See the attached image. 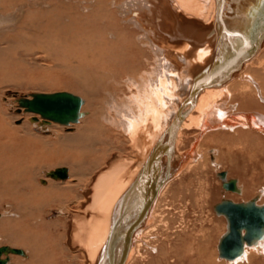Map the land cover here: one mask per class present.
<instances>
[{
	"label": "bare ground",
	"instance_id": "bare-ground-1",
	"mask_svg": "<svg viewBox=\"0 0 264 264\" xmlns=\"http://www.w3.org/2000/svg\"><path fill=\"white\" fill-rule=\"evenodd\" d=\"M87 13L98 17V26L86 28L87 33L63 36L64 41L50 38L45 43L33 42L42 51L65 53L57 63L67 69L74 90L85 98L70 92L66 97H56L61 110L71 111L72 115L61 121L18 102L21 109L40 116L32 117L40 134L51 136V131L55 132L48 140L40 138L39 143L52 142L60 150L50 163H20L15 174L5 164L7 173L0 177V189L8 192V205L14 215L7 214L5 225L1 224L2 239L23 246L25 253L4 245L0 258H6L2 264L7 260L8 264L14 263L11 253L24 254L14 264H51L52 250L57 259V225L47 222L49 219L44 221L37 212L55 201L58 209H67L72 191L78 187L82 191L79 198L72 196L74 209H69L62 251L67 250L71 260L78 259L82 264H137L139 258L148 256L143 242L160 228V222L166 221V211L160 209L163 198L188 175L208 166H213L222 179L223 195L212 206L217 219L211 221L212 230L225 227L218 236V256L236 260V264H244L239 262L243 258L250 264L253 257L264 256V218L258 219L262 231L249 242L243 239L237 255L228 258L219 248L220 239L232 229L231 219H239L228 201L252 200L258 206L264 205L260 199L264 194V108L256 101L264 102V88L256 85L260 96L252 95V84L258 80L264 83V0H94ZM245 32L251 35L244 38ZM26 44L16 42L10 46L33 49L28 45L31 43ZM243 46V57L235 67L222 79L202 84L207 77L232 66L233 58L229 57ZM118 79L124 83H114ZM9 124L6 120L5 125V114L0 109L2 148L5 131H21ZM22 128L24 134L29 133L24 125ZM67 128L71 130L64 132ZM186 129L193 130L188 145L183 144ZM98 131L103 133L99 141L94 137ZM106 138L109 147L95 148V143L106 142ZM169 139L170 149L162 150L154 165L153 151ZM125 143L132 155L108 161L110 151H121ZM94 149L101 150L100 155L89 156V151L96 152ZM241 155L245 161L239 169L237 158ZM54 164L60 166L45 172L47 178L40 182L43 186L30 185L36 179L37 168ZM93 165L96 167L91 169ZM55 169H60L59 174H51ZM253 191L254 196L247 199L231 196L238 192L245 198ZM15 215L23 225L14 228ZM201 229V236L185 235L189 242L186 248L184 242L182 252L180 243L171 242L162 264H224L215 258L214 248L210 253L211 233ZM43 231H53L47 242L40 237ZM244 231L242 225L239 232Z\"/></svg>",
	"mask_w": 264,
	"mask_h": 264
},
{
	"label": "rangeland",
	"instance_id": "rangeland-1",
	"mask_svg": "<svg viewBox=\"0 0 264 264\" xmlns=\"http://www.w3.org/2000/svg\"><path fill=\"white\" fill-rule=\"evenodd\" d=\"M85 1L86 0H0V48H1L0 49V109L4 111L5 114V125H6V120L7 121L9 120L10 121L9 126H12V128L13 127L19 128L21 130L19 133H14V134L13 131H7L8 134L5 131V138L1 140L3 143H5L4 148L0 147V173L2 172L0 174V177L1 175L5 177V174L7 173L5 171V164H8V166L11 167L8 170L12 174H15L17 172L16 170H19L20 168L19 165L20 163L22 164V162H25L27 164L30 161L28 165H32V161L34 164H38V163L40 164L41 162L40 160L47 161L48 163H50L54 160L55 156L59 154L58 151L60 149L57 147L56 144L45 141H43L44 143H39L38 141L40 138L43 139L52 138V136H55L53 135L55 134V132L51 131L53 133L51 136H46L48 135V133H43V132L40 134L39 126H37L38 124H36L37 121L32 118L35 116L36 117L38 116L40 118V116L36 113L27 112L25 109H21L23 107L19 105L18 100L20 98L31 97L32 96L31 94L33 92L50 93V92H59V91L70 92L80 96L82 99L85 98V96L80 94L79 91L74 90L75 86L71 76L67 72V69L64 66L62 67V65H59L57 63V61L60 58H62V56L65 53L61 51H57V53L53 54L54 50L44 49V51H42L41 49H37V47H34V44L36 45V42H40L42 40L44 43L47 42L48 39L50 38L63 40L64 38L63 36L66 37L69 36L70 34H74L75 32L82 35L84 34V32L87 33L88 28L92 29L94 26L95 27L98 26L97 14L95 13L94 16L92 14L88 15L87 13L89 12L90 6L92 5V2L94 0L89 3ZM91 18H93V20ZM83 20L86 21L87 24ZM80 30L82 31V33ZM54 31L55 34H53ZM32 33H34L35 35L32 36L31 35ZM60 34L62 35V37ZM30 38L33 40L30 41ZM16 42L23 43L24 45H27L26 43H31L28 45L32 46L33 49L28 46L27 47L21 46L20 47L21 49L19 47L16 49L15 47L13 49V47L10 46V44L13 45ZM4 46L5 47L10 46L11 48L8 47L4 49ZM27 48L30 50H28ZM53 62L57 63L58 65L57 64L52 65ZM258 81L259 83L252 84L255 89L252 95L253 97L256 98L260 96L256 88V85H258L260 88H264V83H261V80ZM114 83H124V82L118 79L117 81H114ZM117 88H119L118 85ZM128 92L129 90L128 91L126 90L125 94H128ZM256 101L258 105L260 104L262 105L261 107L264 108V102H262L260 99H257ZM23 125L25 126L26 130L29 133L24 134L22 128ZM6 129L7 127H5V130ZM70 130H71L70 128H67L64 130V132H69ZM30 131L31 132L33 131V133H31ZM192 132L193 130H187V129L185 130L184 132L185 140L183 144L188 145L190 143L192 138L191 136ZM102 134H100V132L99 133L96 132L94 137L97 138V141L101 139ZM107 142H108L107 138H106V142L105 141L97 142L94 144L95 148L98 147L101 148L102 146L109 147L108 146L109 142L108 143ZM93 151L96 150L94 149ZM100 152L101 150H98L96 152L89 151V156H92L93 153H95L98 156L100 155ZM110 154L111 156L108 158V161H111V158L112 161H114L124 155L130 157V155H132V151L130 150V146L128 145V143L127 144L125 143L121 151L112 149L110 151ZM224 157L226 158V152ZM243 161H245V159L242 155L237 158V163H238L237 165L239 169H241V163H243ZM59 166H60L59 164H54L53 166L51 165L49 167L44 166L37 168L35 175L36 179L35 181L32 180L30 182V185L35 186V188H37L36 186L39 187L43 186L42 183L40 184V182L42 178L46 180L47 177L45 175V172ZM94 167H96V165H93L90 168L93 169ZM207 168L208 169L200 168L197 171H194V173L192 174L189 173L190 175H188L187 178L184 179L179 184L177 183L176 187L173 184V187L175 188H172L170 193L167 194L166 197H164L160 203L161 205L160 209L162 211H166L164 216V219L166 221L163 224L162 222H160L159 224L160 228H158V230H156V232L153 233L154 236L153 235L149 236V239H147L148 242L147 241L143 242L145 245L143 244L142 248L143 250H145V254L148 256L145 259L139 258L138 260L139 262H137V264H152V259L154 258H156V260L154 259L155 262L156 261L159 262V260L161 259L160 260L161 263L159 264H162L163 262L162 257L164 256V252L165 253L167 252L165 250L168 249V245L170 246L171 242L180 243L181 245L179 246L180 247L179 250H181L182 252L183 251L182 249L186 248L189 242V238L187 239L185 235L187 234L191 236H197L200 234L203 235V231H201L202 230L201 228H204L203 230L211 233L210 235H212V239L210 242V253H212V248H214L213 249L214 254H216L215 258H217L218 260H222L223 262H225L224 264L227 263L234 264L236 262V260L229 261L226 260L224 257L220 258L218 256L217 243L219 237L224 232L225 227L223 226V229H220L218 231L212 230L211 221H215V219H217L213 214L214 211L212 210V206L220 198L218 196H220V194L223 195V191L221 187L222 179L217 177V175L214 172L213 166L212 167L208 166ZM231 178L232 180H236V177H231ZM38 179L40 181H38ZM1 180L2 179H0V184H2ZM206 185L207 187H205ZM1 187L2 185H0V188ZM212 188L213 190L214 189L217 190L218 193L217 195H215L214 193L215 190L213 191ZM80 191H82V188L79 187L74 191H72L71 198L69 199L67 204L68 206L67 209H62V208L58 209L57 208L59 207L57 206L59 205L57 203L58 201H55L51 205L50 204L48 205L49 208L46 205L43 210L37 212V214L44 221L49 219V221L47 222L51 221L56 223L57 225L54 226V237L56 238L60 237L61 245L59 244V246L57 247L58 250L55 251V256H57L56 260L54 258V250H52L50 254L51 256L50 260L52 261L51 264H75V263L82 264V262L79 263L78 259L71 260V258L67 256L68 251L66 250L64 253L62 251V248L60 247L63 246L64 244V238L62 235H64L65 223L68 221V217L70 216L69 209L70 208L72 209L74 207V204H70V203L74 201L75 198L73 197H76L75 195H77V198H79ZM5 192L6 190L4 191L3 189H0V245H8L11 247L19 248L21 249L22 252L25 253V249L23 246H15L7 242L5 238H4L5 240L2 239V235L4 231L1 228L2 226L1 224L5 225L4 224L5 218H7L10 214L14 215L13 209L11 208L10 205H8V198H9L8 192L6 193ZM263 195L264 194L261 193L260 199L262 200H264V198L262 197ZM231 196L236 197V199L238 200L247 199L254 196V191L251 192L245 198L240 197L238 192L237 193L233 192ZM14 217L15 220L13 221L14 223L12 224V227L15 228V226L19 227L23 225V221L22 219L19 218V216L15 215ZM161 219L162 217L158 218L159 221H161ZM159 221H157V223ZM218 222H221L220 219L218 220ZM52 232L53 231L40 232L41 233L40 237L42 238V240L44 239L45 242H47L46 240L48 239L49 236L53 237ZM168 242L170 243L168 244ZM184 242H186V246ZM157 245L159 248L158 247L156 248ZM11 254H12L11 256L14 259L12 260L14 263H16L17 259L24 256V254L23 255L16 253H11ZM4 258H6V256ZM244 260H245L244 258L242 260L240 259L239 262H243L244 264H246L247 262L246 260L245 261ZM7 262L8 260L6 261L5 264H8ZM155 262L153 264H156ZM250 264H264V256L253 257Z\"/></svg>",
	"mask_w": 264,
	"mask_h": 264
},
{
	"label": "water",
	"instance_id": "water-1",
	"mask_svg": "<svg viewBox=\"0 0 264 264\" xmlns=\"http://www.w3.org/2000/svg\"><path fill=\"white\" fill-rule=\"evenodd\" d=\"M253 34V33H252ZM247 32H245L244 38H247ZM241 50L234 52L229 58L232 59L231 62L234 64L232 66H227L222 68L220 71L217 72L216 75H212L211 77H207L201 82H205L202 84H210L216 80L222 79L227 72H229L233 67H235L236 63L240 62L243 57V48L240 47ZM234 50V49H233ZM231 64V63H230ZM213 73V72H212ZM31 99L20 98L18 102L20 104L26 105L28 109L39 111L44 116H49L54 120H64L71 112L66 110L63 112L61 110L60 104L58 102V98L66 97L68 92L59 91V92H33ZM61 113V114H60ZM72 114V113H71ZM75 114V113H74ZM69 115L68 117H71ZM67 117V118H68ZM172 144V140L169 139L164 145L156 148L151 158L154 161L153 164L156 165L159 155L162 150H169ZM60 169H55L51 172V174L57 175L59 174ZM63 173V172H62ZM227 204L233 209L234 213L238 215L239 219H231L229 223V227L231 226L232 229H229L226 235L220 239L219 248L220 253L228 258H232L233 256L237 255L241 251L242 247V240L245 239L247 242L250 241V238L256 237L262 231V225L258 222V219L264 218V205H256L252 202V200L247 202H230L228 201ZM245 227V231L243 234L239 232L241 226ZM5 246L0 245V252L4 251ZM15 250L14 248H9V250ZM4 262V258H0V264Z\"/></svg>",
	"mask_w": 264,
	"mask_h": 264
}]
</instances>
